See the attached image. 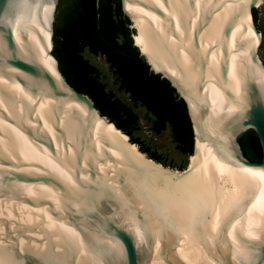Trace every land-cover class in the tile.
<instances>
[{"label": "water", "instance_id": "obj_1", "mask_svg": "<svg viewBox=\"0 0 264 264\" xmlns=\"http://www.w3.org/2000/svg\"><path fill=\"white\" fill-rule=\"evenodd\" d=\"M121 2L187 104L194 165L150 162L67 81L59 0H0V264H264L258 0ZM250 128L262 160L237 141Z\"/></svg>", "mask_w": 264, "mask_h": 264}, {"label": "trees", "instance_id": "obj_2", "mask_svg": "<svg viewBox=\"0 0 264 264\" xmlns=\"http://www.w3.org/2000/svg\"><path fill=\"white\" fill-rule=\"evenodd\" d=\"M255 23L259 20L253 8ZM131 20L124 13L121 0H59L52 53L67 81L89 95L103 116L139 145L140 150L157 162L165 161L157 151L136 133L140 116L133 106L107 88L99 68L85 52L102 56L119 80L122 90L134 105H141L152 117L151 130L161 134L170 127L176 147L192 155L194 130L185 100L169 79L151 69L132 38ZM242 153L251 160H262L263 149L252 128L237 138Z\"/></svg>", "mask_w": 264, "mask_h": 264}, {"label": "rangeland", "instance_id": "obj_3", "mask_svg": "<svg viewBox=\"0 0 264 264\" xmlns=\"http://www.w3.org/2000/svg\"><path fill=\"white\" fill-rule=\"evenodd\" d=\"M256 9L259 14V20L257 21L256 25L262 34V45L259 50V56L264 65V0L260 1ZM85 55L92 61V63H94L99 68L101 79L107 84V88L114 91L117 96L133 106L134 110L139 114L140 130L136 134L140 136L144 141L149 143L157 151L163 153L165 161H162L160 163L172 169L181 171L185 170L190 164V156L183 154L180 152V150H178V148L176 147V142L173 139L170 127H168L159 135L153 132L151 130L152 117L147 113L144 107H142L141 105H134L129 98V94L120 88L119 80L117 79L116 74L111 69L106 59L102 56L93 55L88 51L85 52Z\"/></svg>", "mask_w": 264, "mask_h": 264}, {"label": "bare ground", "instance_id": "obj_4", "mask_svg": "<svg viewBox=\"0 0 264 264\" xmlns=\"http://www.w3.org/2000/svg\"><path fill=\"white\" fill-rule=\"evenodd\" d=\"M260 1H261V0H258L257 5L260 3ZM257 5H256V6H257ZM125 9H126V11H127V8H126V7H125ZM250 12H251V11H250ZM251 16H252V12H251ZM53 19H54V16H53ZM252 20H253V16H252ZM132 26H133V23H132ZM261 36H262V35H261ZM134 41H135V39H134ZM52 46H53V44L51 45V49H52ZM136 46H137V45H136ZM137 47L140 49L139 46H137ZM50 51H51V50H50ZM140 51H141V49H140ZM50 54H51V53H50ZM51 55H52V54H51ZM145 56H146V55H145ZM146 57H147V56H146ZM147 59H148L149 63L152 65V63L150 62V60H149L148 57H147ZM258 59H259L260 62L263 64V62H262L260 56H258ZM56 62H57V61H56ZM57 70H58V72L60 73L58 67H57ZM60 75H61V73H60ZM61 77H62V79H63L65 85L67 86V84H66V82H65V80H64V78H63L62 75H61ZM94 113L97 114L101 119H103L104 121H106V122L109 123L110 125H113L115 128H117V127L115 126L114 123L110 122V121L107 120L105 117H102L101 115H99V113H98L97 111H94ZM117 129H118V128H117ZM118 130H119V131L122 133V135L126 138L127 142H129V143H130L135 149H137L140 153H142L144 156H146L150 162H152V163L158 165L159 167H162V168H164V169H166V170H169V171H172V172H175V173H187V172H190V171H191V169H192V167H193V165H194V161H193V160H194V154H192V155L190 156V164H189V166H188L185 170H182V171H181V170H177V169H172V168L166 167V166L162 165L161 163L156 162L155 160L149 158V157L146 155V153L142 152V151L139 149V147H138V145H137L136 143H133V142L130 141V138H129V136H128L127 134H125V133H124L123 131H121L120 129H118Z\"/></svg>", "mask_w": 264, "mask_h": 264}]
</instances>
